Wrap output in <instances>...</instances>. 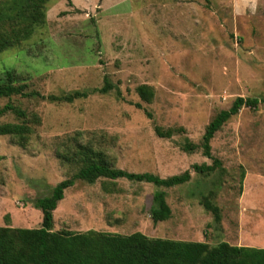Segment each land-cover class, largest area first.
<instances>
[{"label": "rangeland", "instance_id": "1", "mask_svg": "<svg viewBox=\"0 0 264 264\" xmlns=\"http://www.w3.org/2000/svg\"><path fill=\"white\" fill-rule=\"evenodd\" d=\"M45 20L0 53V72L33 93L0 99V124L22 122L2 112L10 104L31 129L23 144L0 136V226L40 228L34 200L72 177L81 167L73 154L87 147L130 173L164 179L187 170L190 179L171 188L75 180L53 213V231L140 232L211 246L238 242L240 233L264 238V104L230 117L210 141V158L200 147L182 149L186 140L199 145L237 97L264 98V0H52ZM141 85L153 92L149 103L137 94ZM155 127L182 131L161 138ZM215 159L212 173L192 168ZM158 191L172 218L154 223Z\"/></svg>", "mask_w": 264, "mask_h": 264}, {"label": "trees", "instance_id": "2", "mask_svg": "<svg viewBox=\"0 0 264 264\" xmlns=\"http://www.w3.org/2000/svg\"><path fill=\"white\" fill-rule=\"evenodd\" d=\"M50 1L52 0H0V53L22 45L38 28L44 26ZM16 80L13 72H0V99L33 95L32 92H25V85L16 83ZM108 87L106 85L100 91L105 93ZM136 91L143 101H151L153 92L149 86L141 85ZM80 95L75 92L64 97V100L71 102ZM259 103L264 104V98L237 97L228 110L220 111L208 123L199 145L186 140L182 149L192 152L200 147L203 156L210 158V141L223 124L236 115L241 107L256 108ZM5 111H13L23 119L21 123L0 124V136L17 138L23 144L31 133L25 113L10 104L2 108V112ZM154 130L161 138H171L175 132L182 131L172 128L163 130L158 127ZM76 151L72 159L81 163L79 170L69 179L55 185L48 196L38 197L33 202V206L42 213L40 228L0 226V264H264V249L232 246L226 242L211 246L207 242L150 238L140 232L122 235L95 230L82 233L53 231V211L63 199L64 190L72 186L75 180L92 184L100 178L111 181L126 179L171 188L190 179V172L187 170L164 179L149 173H130L114 167L101 151L87 147H77ZM219 166L220 162L215 159L212 165L195 164L192 168L197 173L209 174ZM201 204L219 221L217 206L208 198H204ZM170 215L165 192H155L150 208L152 221H165Z\"/></svg>", "mask_w": 264, "mask_h": 264}, {"label": "crops", "instance_id": "3", "mask_svg": "<svg viewBox=\"0 0 264 264\" xmlns=\"http://www.w3.org/2000/svg\"><path fill=\"white\" fill-rule=\"evenodd\" d=\"M76 8L79 9L80 7H78V5H76ZM54 211H53V213H54ZM171 216H172V212H171V215L168 218V220H170L172 218ZM147 237H150V236H147ZM171 240L179 241L180 239H175V237H174ZM226 243H228L229 245H232V246H244V247L264 249V238L256 239L255 237H250V235L243 236L242 233H240V235H239L238 242H233V241L227 242L226 241Z\"/></svg>", "mask_w": 264, "mask_h": 264}]
</instances>
